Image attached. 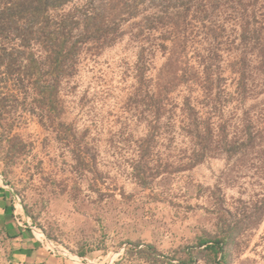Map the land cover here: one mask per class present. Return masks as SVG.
I'll use <instances>...</instances> for the list:
<instances>
[{
	"label": "rangeland",
	"instance_id": "obj_1",
	"mask_svg": "<svg viewBox=\"0 0 264 264\" xmlns=\"http://www.w3.org/2000/svg\"><path fill=\"white\" fill-rule=\"evenodd\" d=\"M231 6L218 0L215 24L189 28L175 52L158 30L139 33L131 22L113 45H88L61 82L56 111L48 106L47 126L22 96L7 102L0 115V211L43 234L40 244L67 264H179L204 249L201 241L220 239L223 264H264V152L192 160L189 109L215 137L226 123L228 137L240 140L247 113L264 149V90L255 76L245 94L237 90L243 25L264 34V0ZM212 27L222 35L220 55L206 70ZM204 71L212 73L213 88L204 87ZM1 81L8 85L1 93L15 91L11 78ZM140 161L149 163L145 172ZM4 227L0 219V264H12ZM146 244L157 250L155 261L139 253ZM221 255L209 262L213 256L204 252L189 264H216Z\"/></svg>",
	"mask_w": 264,
	"mask_h": 264
},
{
	"label": "trees",
	"instance_id": "obj_2",
	"mask_svg": "<svg viewBox=\"0 0 264 264\" xmlns=\"http://www.w3.org/2000/svg\"><path fill=\"white\" fill-rule=\"evenodd\" d=\"M75 1L0 0V74H6V78H11L15 88V91H7L5 95L0 92V115L7 102L11 100L17 103L22 96V104H27L32 114L38 116L39 122L47 126L44 120L45 117L48 118L47 108L49 106L52 111H56L61 82L72 77L85 47L90 45L102 49L113 45L125 35L123 23L131 22L133 30L136 28L139 33L146 28L158 30L170 42L169 49L175 52L181 48L180 44L185 45V35L189 28L200 26L202 23L203 26L215 24L216 19L212 13L218 3V0H85L82 5L74 6L68 12L59 13ZM229 1L233 7L235 3L244 7L247 1L253 3V0ZM262 29L255 27L252 29L248 22L243 25L241 39L245 50L238 62L240 74L237 83V90L243 94L247 92L250 84L248 76L258 78V84L264 90ZM208 34L210 42L205 53L213 57V61L205 67L206 70L216 63L220 55L219 40L222 37L213 27ZM256 50L258 63L253 69L249 55L256 53ZM249 70H252L251 75ZM202 73L205 76L204 87L213 88L212 73L209 71ZM5 79L0 77V89L8 88V85H1V80ZM187 106L191 108L188 102L186 108ZM188 112L192 119L190 130L194 135L191 139L194 143L192 156L194 163L201 162L210 154L226 153L229 158H233L264 152V149L259 147L262 146L261 141L256 139L262 136L255 133L253 127L249 125L247 113L242 120L246 134L240 140L228 137L226 123L220 126L215 137L207 122L203 124L202 129L198 126L196 113L191 109ZM147 146L142 149V160L151 149L150 143ZM148 164L140 161L138 169L145 172ZM142 181L146 182L147 176ZM223 245L224 241L221 239L203 240L199 246H203L204 249L197 252V256L190 254L179 264L195 262L204 252L213 256L209 262L213 258L217 260L222 254L216 264H223L226 259ZM155 252L157 250L150 244L139 250V253L150 262L155 261Z\"/></svg>",
	"mask_w": 264,
	"mask_h": 264
},
{
	"label": "crops",
	"instance_id": "obj_3",
	"mask_svg": "<svg viewBox=\"0 0 264 264\" xmlns=\"http://www.w3.org/2000/svg\"><path fill=\"white\" fill-rule=\"evenodd\" d=\"M0 219L11 241L12 264H67L62 257L40 244L43 234L35 231L34 235L27 227H21L5 207L0 211Z\"/></svg>",
	"mask_w": 264,
	"mask_h": 264
}]
</instances>
